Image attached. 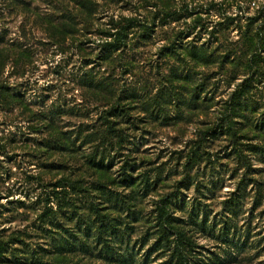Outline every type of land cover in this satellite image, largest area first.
<instances>
[{
  "label": "rangeland",
  "instance_id": "obj_1",
  "mask_svg": "<svg viewBox=\"0 0 264 264\" xmlns=\"http://www.w3.org/2000/svg\"><path fill=\"white\" fill-rule=\"evenodd\" d=\"M89 1L0 0L3 264H168L161 199L191 264H264V0ZM128 18L154 22L151 36L135 26L101 59ZM116 105L130 117L106 113ZM114 121L129 141L108 134L98 172L88 161ZM126 160L142 184L120 183Z\"/></svg>",
  "mask_w": 264,
  "mask_h": 264
},
{
  "label": "trees",
  "instance_id": "obj_2",
  "mask_svg": "<svg viewBox=\"0 0 264 264\" xmlns=\"http://www.w3.org/2000/svg\"><path fill=\"white\" fill-rule=\"evenodd\" d=\"M87 2L92 3V1L89 0H83L82 2V6L86 9V13H92L91 10H89V6L88 4H86ZM182 8H179V12L177 10H170L169 12L165 11V14L167 18H175L177 16H180ZM150 22V21H149ZM148 21H142L139 20L138 18H128L126 19V23H120L118 24V26L114 25L113 28L117 29L114 33H110L109 36L112 38L111 40L106 39L105 41H103V43L101 44V59L103 60H108L111 59L114 56V53L118 50L123 49L124 47H127L128 45V37H129V30L133 29V27L137 26V27H141L143 28V33L141 34V36L145 37V38H149V36H151L150 32H152V26L154 24V22L152 24H150ZM152 22V21H151ZM50 24H53L54 22H49ZM73 26V25H72ZM63 33H66L70 36H73L74 33V29L71 31H65ZM62 33V34H63ZM90 85L94 88L93 90L96 92H100L103 89H105V84L102 81H97L95 80V77L93 75H90ZM242 90V88H239V90H237V92H244V91H240ZM3 96H5L6 98L9 97L10 100H15L17 101V97L14 96L13 94H9L7 92L3 93ZM114 108H112L108 113V115H113V116H119L121 114L130 117V112L128 107H126L125 105H122V107H119V105L117 106H113ZM104 116V120H105ZM107 121L110 120L108 117H106ZM102 133H100V137L98 138L100 145L97 148V155H99L100 160H96V159H90L88 162V166L89 168L92 169H96L98 172H103L104 170H106L108 168V166L105 164L104 159L105 156L104 153L106 152V147L104 146V141H110L113 142V139L111 141V139H108V134H114V136L117 138V143H120V145H123V143L129 141V138L127 136V134H125L123 129H120L119 127H117V123L111 122L109 123V125L107 126L106 131H101ZM216 131L214 129H207L205 131L206 135H214ZM81 133V132H80ZM96 134V133H93ZM55 138L58 139V142L61 143L62 145L69 144V139L68 140H64V137L55 133ZM90 136V135H88ZM203 136V135H202ZM202 139V138H201ZM200 139V140H201ZM93 140V139H92ZM95 140V139H94ZM72 143L74 144V141H72ZM202 142L199 141L195 146H193L190 150V153L188 155V160L187 163H193L199 156V148L201 146ZM67 147L70 150H73L72 147H70L69 145H67ZM94 157H96L94 155ZM186 163V165H187ZM136 169H138L137 164L131 163L130 161L126 160L125 164L123 166V171L121 174V178H120V183H122L125 187H133L136 184H142L143 181H139L140 179V175L139 176H134L133 175V171H135ZM188 177H185V179H183V181L181 182H177L178 187H181L184 185V182L186 183L185 185H189V182L187 181ZM146 185L148 186L149 181H145ZM178 199V196H177ZM97 205H94L95 207V211L98 215V217H100V224L98 227V230L100 232L101 235L104 234V232L106 231V222L104 220V215L100 212V206L98 205V202H96ZM174 205V201H169L161 199L160 203L158 205V210H159V218H160V225H159V240L163 241V242H168L171 239L173 240L174 246L171 252V256H170V261H167L168 264H191L189 262V256H188V252H187V247L192 246V242L191 240L186 236L185 234V230L183 228H179L178 225L176 224V217H174L173 215V211H172V206ZM47 215H52V214H56V212L53 209H50L48 212H46ZM174 237V238H173ZM9 246V242L8 241H4L2 239H0V264H3V256L5 254V252L7 251Z\"/></svg>",
  "mask_w": 264,
  "mask_h": 264
}]
</instances>
